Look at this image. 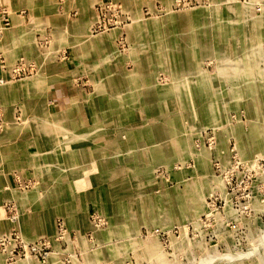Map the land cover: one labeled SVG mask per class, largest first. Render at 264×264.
I'll use <instances>...</instances> for the list:
<instances>
[{
  "label": "rangeland",
  "instance_id": "1",
  "mask_svg": "<svg viewBox=\"0 0 264 264\" xmlns=\"http://www.w3.org/2000/svg\"><path fill=\"white\" fill-rule=\"evenodd\" d=\"M31 2L38 58L0 60V264H264V0Z\"/></svg>",
  "mask_w": 264,
  "mask_h": 264
},
{
  "label": "crops",
  "instance_id": "2",
  "mask_svg": "<svg viewBox=\"0 0 264 264\" xmlns=\"http://www.w3.org/2000/svg\"><path fill=\"white\" fill-rule=\"evenodd\" d=\"M31 1L32 0H11V4L9 2V8L15 11L12 14V25L2 29L0 20V28L2 29L0 32V60H4L9 65L20 61V59L32 61L38 58L39 51L36 46V34L37 30L41 29L40 25L44 23L31 19V6H35ZM82 4L83 2L79 1L77 6L82 7ZM24 7L30 11L29 20L25 19L24 16H21L18 12ZM71 7L73 6L71 5ZM45 14L46 13H44V18H46ZM35 15L36 13H34V16ZM61 28L62 24L60 23V29ZM1 74L0 72V75Z\"/></svg>",
  "mask_w": 264,
  "mask_h": 264
},
{
  "label": "built area",
  "instance_id": "3",
  "mask_svg": "<svg viewBox=\"0 0 264 264\" xmlns=\"http://www.w3.org/2000/svg\"><path fill=\"white\" fill-rule=\"evenodd\" d=\"M8 25H9V24H5V23H4V24H3V27L6 28ZM1 30H2V29L0 28V32H1Z\"/></svg>",
  "mask_w": 264,
  "mask_h": 264
}]
</instances>
